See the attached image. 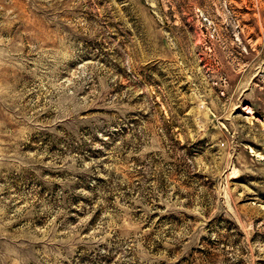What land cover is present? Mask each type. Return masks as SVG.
<instances>
[{
  "label": "rangeland",
  "instance_id": "rangeland-1",
  "mask_svg": "<svg viewBox=\"0 0 264 264\" xmlns=\"http://www.w3.org/2000/svg\"><path fill=\"white\" fill-rule=\"evenodd\" d=\"M0 264H264V0H0Z\"/></svg>",
  "mask_w": 264,
  "mask_h": 264
}]
</instances>
